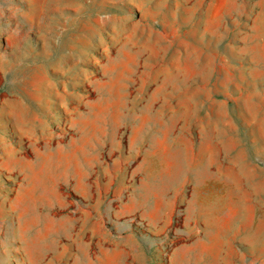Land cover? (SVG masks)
Masks as SVG:
<instances>
[{"label": "rangeland", "instance_id": "rangeland-1", "mask_svg": "<svg viewBox=\"0 0 264 264\" xmlns=\"http://www.w3.org/2000/svg\"><path fill=\"white\" fill-rule=\"evenodd\" d=\"M173 255L264 264V0H0V264Z\"/></svg>", "mask_w": 264, "mask_h": 264}, {"label": "crops", "instance_id": "crops-1", "mask_svg": "<svg viewBox=\"0 0 264 264\" xmlns=\"http://www.w3.org/2000/svg\"><path fill=\"white\" fill-rule=\"evenodd\" d=\"M130 171H143L137 180L130 181L127 188V197L122 199L115 207V216L117 218L133 219L140 218L152 227L156 223L153 220L168 218L173 215L178 200L162 197L166 194L160 190H154L150 185L152 178H158L161 175L151 173L150 165L147 163H135ZM171 264H180L179 258L173 255Z\"/></svg>", "mask_w": 264, "mask_h": 264}]
</instances>
